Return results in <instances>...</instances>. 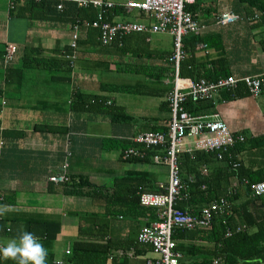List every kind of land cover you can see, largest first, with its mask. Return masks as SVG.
Listing matches in <instances>:
<instances>
[{"label":"crops","instance_id":"obj_1","mask_svg":"<svg viewBox=\"0 0 264 264\" xmlns=\"http://www.w3.org/2000/svg\"><path fill=\"white\" fill-rule=\"evenodd\" d=\"M98 1L111 4L103 13L110 24L148 28L153 23L144 12L127 9L130 0ZM55 6L50 0H0V205L12 206L0 216V243L18 237L21 230L32 232L48 250L47 262L62 264L74 243L108 241L112 249L106 264H147L155 256L148 246L136 242V235L141 226L158 221L156 210L155 218L147 211L133 215L137 211L133 208L130 215L114 210L124 211L117 208L124 202L120 196L135 185L129 174L144 173L156 189L166 181V166L152 159L163 151L145 150L131 139L161 128L165 131L160 133L166 132L170 112L165 97L174 76L168 60L172 37L146 30L102 45L97 30L84 25L90 22L83 11L89 7L97 14L96 8L70 2L62 3L59 10ZM186 10L197 31L181 40L182 88L192 80L241 78L264 71V0H193ZM221 13L237 19L218 24ZM162 37H168V49L161 45ZM7 44L15 46L9 60L3 57ZM30 59L47 61V67L29 63ZM105 107L115 108L113 114L104 113ZM211 113L244 140L264 135V84L255 98L241 85L219 91L190 114ZM124 143L130 145L124 148ZM241 144L236 161L245 170L264 173V145ZM128 148L144 154L122 159ZM206 168L201 166L200 173L204 169L206 175ZM59 174L68 182L49 181ZM79 178L87 184L81 188L85 195L65 194ZM113 190L118 199L109 207L105 198ZM173 241L181 248L176 250L178 264H201L195 250L204 242Z\"/></svg>","mask_w":264,"mask_h":264},{"label":"built area","instance_id":"obj_2","mask_svg":"<svg viewBox=\"0 0 264 264\" xmlns=\"http://www.w3.org/2000/svg\"><path fill=\"white\" fill-rule=\"evenodd\" d=\"M11 1V0H10ZM38 1V0H36ZM56 3L59 10L62 3L70 2L77 7L92 6L97 9L96 18L90 23H84L86 27L98 32L100 44L107 45L115 38H122L131 32L150 31L152 33H167L172 37V54L168 59L174 66V76L171 90L166 94V102L170 112V119L166 126V132L139 133L131 139V142L141 148H160L162 155H153L155 163H162L167 168V178L164 184H158L157 192H141L138 194V204L141 207L154 208L158 221L141 226L136 235V242L148 246L154 254V259L147 264H178L179 252L175 249V243L171 239L173 229L194 230L206 229L214 215H228L230 204L227 199L213 200L201 208L197 213L182 212L175 208L176 202L186 197L185 187L181 183L177 157L179 154L199 151L203 153H216L218 159L223 153L234 145L243 142L244 137L231 133L218 114H190L185 112L182 104L189 100L192 103L210 101L219 91L233 90L239 85L243 86L250 97H257L264 84V71L257 76H243L234 78L231 76L219 78L214 81L204 79L189 81L186 88L180 86L178 77V62L182 57L181 40L188 34H195L197 26L191 15L184 10V5L192 4L193 0H138L127 1L125 7L134 9L149 15L153 23L147 28L143 25L132 23L110 24L103 19L104 11L111 7L110 3L98 0H50ZM11 5V3H10ZM236 16L229 13H221L216 21L218 24L232 23ZM77 24L72 26L70 48H74ZM15 51V46L7 44L4 49V59L9 60ZM264 119V116H263ZM186 141L189 145L186 147ZM143 151L128 148L123 151L122 159L141 157ZM228 159L231 155L227 154ZM235 167L236 164H231ZM204 174L205 170L202 169ZM68 177L64 174L49 178L53 183L65 184ZM251 196L264 195V180L248 184ZM233 187L227 190L231 193ZM2 200L0 196V201ZM238 230V228H236ZM228 232V229L226 230ZM67 253V252H66ZM2 264V263H0ZM211 264H219L218 260H212Z\"/></svg>","mask_w":264,"mask_h":264},{"label":"trees","instance_id":"obj_3","mask_svg":"<svg viewBox=\"0 0 264 264\" xmlns=\"http://www.w3.org/2000/svg\"><path fill=\"white\" fill-rule=\"evenodd\" d=\"M184 10L187 12L186 5H184ZM83 13L89 22H92L96 17V12L89 7ZM183 45L184 42L181 41V47ZM33 61L42 67H47L48 64L47 61L35 59H30L28 62ZM181 69L182 64L179 60L178 75L184 76ZM185 76L190 78V75ZM90 103H95V100ZM198 104L199 102L192 103L186 100L182 106L185 112L191 113L196 110ZM114 110L115 108L111 107L103 108V112L106 114H113ZM163 131H165L164 128L159 130V132ZM243 142H247L255 148L261 147L264 145V135L248 138ZM242 144H234L228 150V153L231 154L230 160L227 156L228 153H223L221 160H217L214 154L199 151L184 152L177 157L180 180L185 187L186 199L176 202V209L194 214L211 201L219 198L227 199L230 204V213L226 216L214 215L206 229H173L171 231L172 240H199L206 244L203 248L195 250L201 256V264H211L212 260H218L219 264H264V195L251 196L248 187L242 183L243 180L248 184L262 181L264 173L261 170H245L236 161L235 156ZM129 145L130 143H124L123 147L126 148ZM146 160V158H142L141 161ZM233 163L236 164L235 167L231 166ZM201 166L207 167L206 175L200 173ZM129 175L134 176L135 185L132 190H128L120 196L124 202L123 204L118 203L117 208H123L124 211L114 210V212L119 215H130L129 209L133 208L134 211L137 210L133 215H142L147 211L155 218L153 208H143L138 205V194L141 192L155 193L157 189L149 180L145 179L144 173ZM124 179H129V176ZM85 185H87L85 181L79 178L76 183L70 185V190L64 191V193L84 196L85 193L81 191V188ZM231 187H233L231 193L227 194V190ZM114 192L115 190L105 198V203L109 207H113L115 200L118 199V195H115ZM241 198L243 201L232 206L235 201ZM111 213L107 215H114ZM227 229L228 232H226ZM111 249L112 246L108 241L104 244L76 242L72 245L70 256L62 264H106ZM175 249L181 251L178 246ZM189 249L191 254L192 247L190 246ZM0 263L15 264V261L4 260L0 257ZM46 264L51 263L49 261Z\"/></svg>","mask_w":264,"mask_h":264},{"label":"clouds","instance_id":"obj_4","mask_svg":"<svg viewBox=\"0 0 264 264\" xmlns=\"http://www.w3.org/2000/svg\"><path fill=\"white\" fill-rule=\"evenodd\" d=\"M11 210V205H0V216ZM0 257L15 264H46L48 250L34 233L21 230L18 237L0 243Z\"/></svg>","mask_w":264,"mask_h":264},{"label":"rangeland","instance_id":"obj_5","mask_svg":"<svg viewBox=\"0 0 264 264\" xmlns=\"http://www.w3.org/2000/svg\"><path fill=\"white\" fill-rule=\"evenodd\" d=\"M151 37H152L151 39H153L155 36H151ZM160 43H161V45L163 47H165V48L168 49V45H169V39H168V37H162V38H160ZM118 78H119V81H121L122 83H124V78L123 77H118ZM111 82H113V81H111ZM128 98H132V96L130 95Z\"/></svg>","mask_w":264,"mask_h":264}]
</instances>
